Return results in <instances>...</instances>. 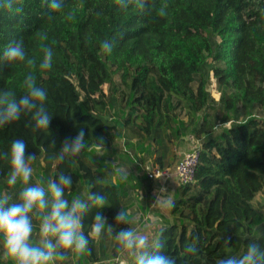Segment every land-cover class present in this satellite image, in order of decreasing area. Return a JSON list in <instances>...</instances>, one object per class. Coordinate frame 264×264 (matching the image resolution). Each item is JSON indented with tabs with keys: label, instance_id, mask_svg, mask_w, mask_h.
I'll list each match as a JSON object with an SVG mask.
<instances>
[{
	"label": "trees",
	"instance_id": "16d2710c",
	"mask_svg": "<svg viewBox=\"0 0 264 264\" xmlns=\"http://www.w3.org/2000/svg\"><path fill=\"white\" fill-rule=\"evenodd\" d=\"M62 3V11H55L47 0H11L10 6L9 0H0V56L16 41L22 42L28 58L37 65L42 45L51 46L54 53L53 66L47 72L32 70L26 63L0 61V91L23 95L24 78L34 71L37 85L47 91L45 105L52 115L47 133L32 131L30 115L0 128V152H6L14 139H24L28 154L43 155L47 160L46 181L60 172L72 176L66 199L82 191L83 180L89 193L108 196L111 206L100 212L115 226L113 232L130 228L127 214V223L115 224L114 217L125 208L119 187L101 182L106 178V164L94 169L84 160L90 149H110L118 137V123L106 117L111 102L102 88L118 74L129 88L122 125L132 126L141 139L151 138L152 151H161L153 163L161 168L169 154L170 139L164 129L171 115L166 111L181 100L191 112L203 111L195 128L201 142L193 180L180 184L179 197L172 199L170 212L179 221L158 229L155 239L162 241L161 251L177 264H217L219 259L242 255L251 242L264 248V224L261 228L258 209L252 204L264 190V115L245 108L264 107V0H149V10L143 13L132 5L120 8L114 0ZM164 3L166 15L160 16ZM68 13L71 19L66 18ZM48 15L53 19H47ZM207 30L218 39L214 41ZM41 33L47 34V40L40 39ZM103 40L113 43L109 55L100 49ZM208 59L220 63L210 66L220 92L218 100L211 96L204 75ZM216 104L224 111L223 118L214 110L207 111ZM139 112L142 122L136 123ZM239 112L244 119L238 120ZM226 121L230 123L221 126ZM183 126L186 130L187 125ZM217 126L220 131L214 134ZM81 128L86 133L84 151L58 164L55 152ZM184 131L177 129L175 134ZM101 136L103 147L95 141ZM53 140L55 148H49ZM7 171V162L0 160V181L7 179ZM95 214L94 209L83 218L85 233ZM109 237L114 239L105 233L100 240ZM188 246L196 247L197 253L187 254ZM89 247L92 249L90 242ZM88 257L97 260L92 253Z\"/></svg>",
	"mask_w": 264,
	"mask_h": 264
},
{
	"label": "clouds",
	"instance_id": "9594fccd",
	"mask_svg": "<svg viewBox=\"0 0 264 264\" xmlns=\"http://www.w3.org/2000/svg\"><path fill=\"white\" fill-rule=\"evenodd\" d=\"M48 7L62 11V0H47ZM149 0H114L115 5L126 9L129 5L141 13L149 10ZM11 0H9L10 6ZM164 3L159 9V15H166ZM71 19V13L67 14ZM52 20L53 16L48 15ZM40 39L47 40V34L41 33ZM103 54L109 55L113 43L103 40L100 43ZM42 57L37 65L33 58H28L25 48L20 41L9 44L0 56V61L8 65L26 63L27 66L40 72H47L53 66V49L42 45ZM24 94L17 97L11 90L0 91V128L21 119L23 115L31 116L33 132H48L52 115L46 108L47 91L39 87L34 71H29L23 81ZM85 131L83 128L71 138H66L56 154L58 164L72 160L85 149ZM98 146L105 145L104 137L96 138ZM55 148V141L49 145ZM37 159L35 153H27V143L22 138L14 139L6 152H0V160L8 164L6 183L10 187L20 184L17 201L10 203L7 192L0 193V252L4 260L12 264H57L72 255L76 258L91 254L89 242L99 239L105 233L114 236L117 250L130 256L134 264H177L174 257L161 251L163 243L160 239H149L143 234L130 228H121L113 232V225L107 223L100 209L111 206L108 196L103 192H90L86 199L79 196L71 201L65 198L66 190L73 184L71 175L60 172L56 178L47 181L46 186L37 183L30 184L34 169L33 162ZM121 178L126 173L118 170ZM173 207L172 201L167 202ZM96 214L92 219L87 233L82 223L85 215L92 210ZM34 220L38 221L37 239L33 241ZM115 224L127 223L126 213L120 210L114 217ZM229 243V241H225ZM198 249L194 246L185 248L189 255H195ZM217 264H264V248L257 242H251L240 256L231 255L219 259Z\"/></svg>",
	"mask_w": 264,
	"mask_h": 264
},
{
	"label": "rangeland",
	"instance_id": "374dc122",
	"mask_svg": "<svg viewBox=\"0 0 264 264\" xmlns=\"http://www.w3.org/2000/svg\"><path fill=\"white\" fill-rule=\"evenodd\" d=\"M206 34H208V36H210L214 41L218 39V37L209 30L206 31ZM216 64L220 63L213 62L208 59L204 74L205 78L209 79L208 89L214 100H218L220 95L218 92L219 88L216 85L210 66ZM102 88L106 95V99L111 102L107 108L106 117L110 122L118 123L119 134L115 140V146L112 150L111 148H92L85 154L84 160L94 169L98 168L101 163H105L107 167H110V169L107 167L103 168L106 178L101 182L114 183L119 187L120 191L123 189L122 192L125 197V207H130V209L131 207H140L142 211L144 210L143 212L147 213L145 217H141L140 212H135L137 214L134 215L133 222L135 225V231L139 234L147 236L151 240L156 237L159 226L161 227L163 225L179 221V216L171 213L170 207L167 204L168 201H172V199L179 197V184H177L175 177L170 175L166 179V181L168 180L167 183L173 181V183L177 185L174 189L162 192L163 187L167 184L165 183L166 181L162 184L159 183V179L151 180L146 177L144 171L145 166L158 165L155 161L153 163V160L154 157L161 151H152L154 143L151 141V138L141 139L138 135H136L137 130L133 129L132 126L122 125L125 119V112L128 111L127 105H124V100L127 99L129 94L127 84L121 81L118 74H114L111 82L104 83ZM176 98L177 96L174 97V100ZM245 108L249 109L254 115H264V107L257 104L246 105ZM241 109L242 108L240 107V110ZM213 110L218 114V116H221L222 118L224 117V111L218 104L213 105V108L207 109V111ZM166 112L171 115V120H169V122L165 121V124L168 123V125L165 127L164 132L166 137L170 140H168L169 154L166 159H164L163 164L165 168L169 167L170 171H172L174 169L173 167H175L177 159L181 156V153L190 151L196 146H200L201 141L196 137L195 128L197 126L196 123L201 120L203 111L193 113L190 111L187 104L181 100L180 104L176 108ZM226 114L229 118L236 121L230 113L228 114V112H226ZM139 115L140 112L138 113V116L135 117L136 123L142 122V118ZM174 116L176 117L175 121L173 118ZM244 118V113L239 112L238 120H242ZM226 124L227 121L222 123L221 126ZM183 125H187L186 130ZM177 129L185 131L182 132V135L176 136L175 130ZM214 129V134H217L220 131L219 126ZM53 163L54 162H52L50 174L53 173ZM46 164L47 160L43 155L37 157L32 164L34 173L29 182L30 184L35 185L40 183L46 186V173L44 171ZM119 169H123L126 173L124 178H121V174L118 171ZM81 182L83 183L82 191L80 193L77 191L74 192L71 195L70 200L77 196L81 199H86L89 194L88 184L83 182V180H81ZM151 186L152 189L154 187L155 190L150 193L148 189ZM21 187L22 186L20 184H17L14 187L6 186V180L0 181V193L7 192L10 196V203L17 201L18 193ZM252 204L258 209L259 218L257 222L262 228L264 224V190L256 194L252 200ZM144 225H147V228L139 232V228L142 229ZM34 226H36L34 227L33 233V241L35 242L37 239L38 221L34 220ZM120 258H123L124 260L132 259L126 254H122V257ZM0 264H12V262L4 260L2 252H0ZM57 264H67V262L62 261Z\"/></svg>",
	"mask_w": 264,
	"mask_h": 264
},
{
	"label": "crops",
	"instance_id": "0c3cea01",
	"mask_svg": "<svg viewBox=\"0 0 264 264\" xmlns=\"http://www.w3.org/2000/svg\"><path fill=\"white\" fill-rule=\"evenodd\" d=\"M114 146L115 145H113L111 150L114 148ZM167 168H169V167H167ZM171 176H174V174L172 173ZM158 179H159V183H162V184H163V182L166 181V179H164V178H158ZM167 181L165 183H167ZM162 184H161V186H162ZM176 185H175V183H173V181L168 182L166 184V186L163 187L162 192H166V190L169 191L171 189H174L176 187ZM122 190L123 189H121V191H120L121 192V198H122V206L125 208V213L127 214V216H129L128 221L130 224V228L135 230V225L133 222L134 215L137 214L135 212H140L141 217H145L147 215V213L143 212L144 210L142 211L140 209V207H131V209H130V207L129 208L125 207V205H124L125 197H124ZM148 190L151 193L155 189H154V187L152 189V186H151ZM69 201H71V200H69ZM138 209H139V211H138ZM146 228H147V225H144L143 228L142 229L139 228L138 231L141 232V231L145 230ZM116 243L117 242L115 241V239H113L111 237L106 238L103 241H101L100 238L99 239H91L90 240V244H91V248H92L91 253L93 256L96 257L97 260H91L90 261V259L88 257L89 254H85L84 256L79 257V258H76L72 255H69V258L63 262H67V264H111L112 261H116L119 263H126L128 260H124L123 258H120V257H122V254L119 251L117 252L118 253L117 256L114 257V253L117 251Z\"/></svg>",
	"mask_w": 264,
	"mask_h": 264
},
{
	"label": "built area",
	"instance_id": "2783aa9c",
	"mask_svg": "<svg viewBox=\"0 0 264 264\" xmlns=\"http://www.w3.org/2000/svg\"><path fill=\"white\" fill-rule=\"evenodd\" d=\"M219 92V91H218ZM220 95V92H219ZM230 121H227V125ZM199 147L196 146L190 151L181 153L177 159L173 171L169 168H161L159 165L145 166V175L148 179L155 180L158 178L167 179L172 173L175 176L177 184L190 183L193 180L194 168L198 160Z\"/></svg>",
	"mask_w": 264,
	"mask_h": 264
}]
</instances>
